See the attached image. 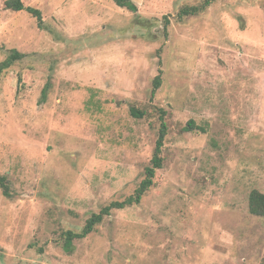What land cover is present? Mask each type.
Returning <instances> with one entry per match:
<instances>
[{
  "label": "rangeland",
  "instance_id": "374dc122",
  "mask_svg": "<svg viewBox=\"0 0 264 264\" xmlns=\"http://www.w3.org/2000/svg\"><path fill=\"white\" fill-rule=\"evenodd\" d=\"M7 1L0 62L12 49L26 58L0 79V176L12 193L0 188V264H264V218L249 212L250 193H264V0H208L181 20L207 0H131L138 13L22 0L43 28ZM11 71L28 90L17 94ZM134 105L148 116L134 118ZM156 107L168 136L154 187L67 251L65 232L145 178Z\"/></svg>",
  "mask_w": 264,
  "mask_h": 264
},
{
  "label": "trees",
  "instance_id": "16d2710c",
  "mask_svg": "<svg viewBox=\"0 0 264 264\" xmlns=\"http://www.w3.org/2000/svg\"><path fill=\"white\" fill-rule=\"evenodd\" d=\"M118 7L125 8L130 12L138 13V7L131 0H112ZM210 2L207 0L204 2L202 6H194V7H185L182 9L180 13V20L183 17L188 16H196L205 11L207 7H209ZM6 7L9 10H13L16 12L27 10L28 13L33 15L38 20V25L43 28L44 20L40 10L35 8H26L22 0H8L6 2ZM165 20H169L165 18ZM169 25V24H168ZM26 58V55L19 52L16 49H12L8 52L5 60L0 62V79L5 72L11 70L12 67L16 65V63L21 62ZM13 76L14 82L16 84V92L20 93L22 90H28L29 85L27 82V78L21 72L11 71V77ZM162 78L158 76L154 82V90H157L161 87ZM47 89V88H46ZM47 91H44V95L46 98ZM131 115L136 119H144L148 116V110H143L138 108L136 105L131 107ZM152 115L157 117L159 120V132L158 139L154 151V155L151 159V162L145 168V178L140 183L139 187L136 189L135 193L129 196L126 200L122 202H113L110 205L104 207L100 213L93 214L86 222L85 226L82 228L80 232L75 231H67L64 233V247L67 251L71 252L74 249L75 240L85 239L91 234L94 233L97 226H99L106 217H109L114 210H122L126 207H131L134 205H139L143 198L147 195V193L154 187L156 173L158 170L164 168V157H163V148L165 146V142L168 136V126L166 123L167 112L159 107L152 109ZM187 131H194L196 126L194 122H190L187 126ZM205 131L204 128H200ZM6 177L0 176V188L3 191V194L11 198L12 193L9 191V184L7 183ZM249 212L251 215L256 217L264 218V193H261L258 190H254L249 195Z\"/></svg>",
  "mask_w": 264,
  "mask_h": 264
}]
</instances>
